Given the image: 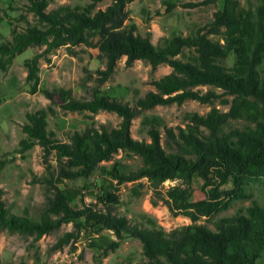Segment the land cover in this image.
I'll return each mask as SVG.
<instances>
[{"label":"trees","instance_id":"16d2710c","mask_svg":"<svg viewBox=\"0 0 264 264\" xmlns=\"http://www.w3.org/2000/svg\"><path fill=\"white\" fill-rule=\"evenodd\" d=\"M102 1L90 0L82 9L60 6L47 12L48 0H26L36 25L21 32L13 30L11 40L0 43V71L6 72L12 60L28 48H44L24 62L29 93L35 94L39 60L59 48L72 50L79 46L97 49L104 63V69L97 71L99 84L112 76L123 57L126 66L141 61L152 71L161 65L171 71L151 81L154 90L137 99L134 108L99 89L85 101L73 99L70 90L44 91L49 102L65 112L96 115L105 111L116 114L120 123L116 128H108L95 127L92 121L83 131L71 133L69 142L64 143L47 131V113L51 109L48 107L27 116V123L21 126L25 138L19 141V152L38 145L45 164L52 152L70 161L71 170L64 175L65 179L88 181L99 173L104 181L96 203L82 209L70 206L76 198L75 191L53 186L47 213L56 218L50 219L46 214L39 221L12 214L0 188V232L30 235L37 241L63 223L83 219L94 235L107 230L117 238L107 240L106 244L102 237L91 241L93 247L102 249L103 256L115 251L124 237H131L140 241L142 253L151 264H256L264 255V208L252 202L245 214L219 220L215 231L197 222L227 211L235 201L247 199L244 186L249 181L262 178L264 185V69L260 71L264 67V0H255L254 12L242 9L240 0H222V9L213 13L208 25L187 36L164 39L161 46H154L150 34L140 35L129 21L126 4L131 0H111L105 9L95 11L96 4ZM230 57L233 66L228 68L226 61ZM198 87L221 89L232 97L230 109L226 113L212 109L205 116L190 115L191 125L175 136L167 130L175 145L174 152L163 150L153 120L141 122L147 128L149 142L133 140L132 121L144 111L156 106H180L188 100L211 105L218 98L214 92L203 93ZM245 113L252 116L254 128L223 132L229 120L239 119ZM119 151L138 155L140 168L123 174L116 163L103 165ZM4 167L5 161L0 160V174ZM141 179L148 183L152 206L160 203L172 216L189 219L190 225L166 232L157 227H130L125 217L114 215L112 208L118 204L114 187ZM166 181L181 184L162 190ZM194 181L201 182L202 198L192 202ZM141 187L137 183L133 188L135 195ZM97 204L102 210L95 209ZM72 237L74 233H66L55 248H61Z\"/></svg>","mask_w":264,"mask_h":264},{"label":"rangeland","instance_id":"374dc122","mask_svg":"<svg viewBox=\"0 0 264 264\" xmlns=\"http://www.w3.org/2000/svg\"><path fill=\"white\" fill-rule=\"evenodd\" d=\"M89 3L90 0H48L47 12L60 6L82 9ZM110 3L111 0H103L96 4L95 11L105 9ZM256 5L255 0H240L242 9L254 12ZM222 6V0H131L126 4V12L140 35L149 33L152 44L161 46L164 39L187 36L205 27L212 20L213 13L222 9ZM33 25H36V20L28 12L26 0H0V43L10 41L13 30L21 32ZM210 38L217 40L216 37ZM43 49L28 48L12 60L6 72L0 71V160L5 161V167L0 174L2 199L12 214L35 221H39L46 214L50 219L56 218L47 213V202L52 198L53 186L75 191L76 198L70 206L73 209H82L84 205L96 203L99 186L104 177L96 173L88 181L68 180L64 175L71 170L70 161L57 152L49 155L47 164L44 163L43 151L38 145L20 153L19 141L25 138L21 126L27 123V116L51 107L47 113V131L64 143L69 142L71 133L83 131L92 121L95 127L105 125L108 128H116L120 123L116 114L105 111L96 115L65 112L57 104L50 103L44 91L56 93L59 89L70 90L73 99L85 101L90 100L93 92L99 89L103 94L134 108L137 99L154 90L150 85L151 81L158 80L171 71L165 65L152 71L148 64L141 61L126 66L123 57L117 62L112 76L99 84L100 76L97 71L104 69V63L97 49L79 46L67 50L63 47L39 60L38 92L31 94L30 84L26 82L24 62L41 53ZM232 66L233 58L230 57L226 61V67ZM263 69L262 65L260 71ZM197 89L203 93L212 91L218 98L211 105L188 100L180 106H156L144 111L132 121L130 133L133 140L148 143L147 128L141 122L143 119L153 120L157 124L163 150L165 153L174 152L175 145L167 130H171L175 136L179 130L187 129L191 125L190 115L205 116L212 109L226 113L230 109L232 97L224 94L221 89ZM223 101L227 103L224 104ZM250 128H254V121L252 116L245 113L239 119L229 120L223 132ZM115 163L123 174L135 171L142 165L138 155L127 151H119L110 162L103 165L109 167ZM137 183L142 187L139 188V194L135 195L133 188ZM180 184V181H166L161 189L166 190ZM200 184V181L193 183L192 202L202 198ZM244 190L247 199L235 201L227 211L202 218L197 224L215 231L219 220L245 214L246 208L252 202L264 208L262 178L249 181ZM113 191L118 197V204L112 208V212L118 217H125L130 227H157L169 232L191 223L182 215L172 216L160 203L152 206V193L145 179L115 186ZM95 209L102 210V206L97 204ZM90 228L83 219H79L61 224L37 241L30 235L1 231L0 264H151L142 253L140 241L131 237H124L115 251L103 256L102 249L93 247L91 241L102 237L105 243L107 240L116 241L117 238L107 230H101L98 235H94ZM66 233H74V237L61 248H55L56 243ZM104 243L101 242V247ZM256 264H264V255Z\"/></svg>","mask_w":264,"mask_h":264}]
</instances>
